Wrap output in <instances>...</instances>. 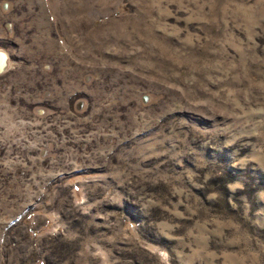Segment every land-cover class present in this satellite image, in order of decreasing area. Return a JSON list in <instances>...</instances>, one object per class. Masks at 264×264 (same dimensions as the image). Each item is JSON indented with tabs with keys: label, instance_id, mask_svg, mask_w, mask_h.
I'll list each match as a JSON object with an SVG mask.
<instances>
[{
	"label": "rangeland",
	"instance_id": "obj_1",
	"mask_svg": "<svg viewBox=\"0 0 264 264\" xmlns=\"http://www.w3.org/2000/svg\"><path fill=\"white\" fill-rule=\"evenodd\" d=\"M0 264H264V0H0Z\"/></svg>",
	"mask_w": 264,
	"mask_h": 264
},
{
	"label": "bare ground",
	"instance_id": "obj_2",
	"mask_svg": "<svg viewBox=\"0 0 264 264\" xmlns=\"http://www.w3.org/2000/svg\"><path fill=\"white\" fill-rule=\"evenodd\" d=\"M6 59H4V56H3V54H1L0 53V68L3 66V64L5 63L4 61H5Z\"/></svg>",
	"mask_w": 264,
	"mask_h": 264
},
{
	"label": "water",
	"instance_id": "obj_3",
	"mask_svg": "<svg viewBox=\"0 0 264 264\" xmlns=\"http://www.w3.org/2000/svg\"><path fill=\"white\" fill-rule=\"evenodd\" d=\"M4 56V55H3ZM4 59H5V57H4ZM3 66H4V64H3ZM3 66L0 68V70L3 68Z\"/></svg>",
	"mask_w": 264,
	"mask_h": 264
}]
</instances>
